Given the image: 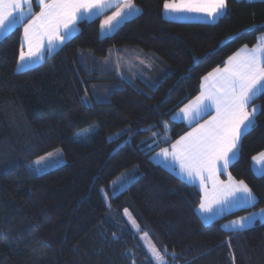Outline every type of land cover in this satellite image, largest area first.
Wrapping results in <instances>:
<instances>
[{
    "label": "trees",
    "instance_id": "obj_1",
    "mask_svg": "<svg viewBox=\"0 0 264 264\" xmlns=\"http://www.w3.org/2000/svg\"><path fill=\"white\" fill-rule=\"evenodd\" d=\"M133 2L140 12L108 35L100 24L112 9L78 21L70 39L22 70L21 25L0 38V264H155L141 233L162 264H264V221L222 227L264 208V175L251 170L264 150V95L250 103L260 106L255 126L228 167L255 195L251 206L203 222L199 190L150 159L188 129L170 116L201 78L264 33V0H226L213 22L167 19L164 0ZM57 148L62 164L30 168ZM123 172L135 179L107 206L99 190Z\"/></svg>",
    "mask_w": 264,
    "mask_h": 264
},
{
    "label": "snow or ice",
    "instance_id": "obj_2",
    "mask_svg": "<svg viewBox=\"0 0 264 264\" xmlns=\"http://www.w3.org/2000/svg\"><path fill=\"white\" fill-rule=\"evenodd\" d=\"M113 4L118 10L107 17L102 27H110L118 18L140 12L133 0H39L40 11L24 25L27 51L22 45L17 70L28 67V63L40 54L45 41L51 50L76 33L78 21L89 19L94 10ZM163 7L166 11L203 13L215 18L223 14L226 0H164ZM30 10L31 0H0V29L7 30L20 23ZM259 95H264V37L252 48L245 45L228 57L223 68L217 67L203 77L200 95L181 111L191 114L190 122L213 109L215 114L186 132L170 145V149H161L160 154L171 157L182 174L192 180L199 179L203 191L199 207L203 212H211L213 205L218 203L255 200L244 181H235L230 173L228 180L222 181L218 173L227 171L238 156L241 136L255 126L254 117L260 106L249 110V105ZM260 157L264 158V153H260ZM260 175H264V170ZM246 220L254 222L252 216L233 221L239 226L234 231L242 229ZM152 254L163 260L155 248Z\"/></svg>",
    "mask_w": 264,
    "mask_h": 264
},
{
    "label": "crops",
    "instance_id": "obj_3",
    "mask_svg": "<svg viewBox=\"0 0 264 264\" xmlns=\"http://www.w3.org/2000/svg\"><path fill=\"white\" fill-rule=\"evenodd\" d=\"M248 1H253V0H248ZM27 4L24 5V8L27 9ZM112 9V11H110V13L108 15H106L102 21H101V24H100V31L102 32V30H106V31H103V34H108L110 33L111 31H113L117 26L118 24L124 19L126 18L127 16L123 17V18H118L117 21H114L113 24L109 27V26H104L102 27L103 25V22L107 19V17L111 16L113 14V12L117 11L118 10V7L113 4V6L111 7H106L102 10H94L93 13L91 14V17H95L97 15H100L102 13H105L106 11ZM40 11V6H39V0H31V10L30 12H26L25 13V16L24 18L22 19V21L20 23H17L16 25H14L12 28L18 26V25H21V37H20V44L21 46L23 45L24 47V50L27 51V44L24 40V25L27 24L32 18L33 16H35V14H37L38 12ZM224 12V10H223ZM162 14L165 18L167 19H170V20H184V21H201V22H211V21H214L216 20L220 15L216 16L215 18L213 17H210V16H207L206 14H203V13H194V12H172V11H166L163 7L162 9ZM14 15H18V13H14ZM89 18V19H90ZM12 28L10 29H0V38L2 36H4L6 33H8ZM77 28V26H76ZM102 34V33H101ZM261 37H264V33H261L257 36V40L255 42L254 45L252 46H248L249 48H252L254 47L255 45H257L260 41V38ZM63 43V42H62ZM62 43H57L51 50H49L48 48V45H47V41L44 42V47L43 49L41 50L40 54L36 57L33 58L32 61H30L28 63V67H31L33 64L35 63H38L40 62L45 55L53 52L54 50H56L57 48H59L61 46ZM244 47V46H243ZM242 48V47H241ZM241 48H239L238 50H236L234 53H236L237 51H239ZM233 53V54H234ZM231 54V55H233ZM230 55V56H231ZM228 59V58H227ZM226 59V61H227ZM19 61V56H18V60H17V63ZM225 61V62H226ZM224 62V64H225ZM224 64L222 66H219V68H223L224 67ZM27 67V68H28ZM217 68V67H216ZM23 69V68H22ZM215 69V68H214ZM213 70V69H212ZM212 70H210L209 72H211ZM208 72V73H209ZM208 73H206L203 77H205ZM203 77L201 78V82H200V90L198 92L197 95H195L193 98H191L190 100H188L186 103H184L181 107H179L177 110H175L171 116H170V119L175 121V122H179V123H182L184 124L185 126L188 127V129L182 133L179 137H177L176 139H174L173 141H171L170 143L166 144V145H163L162 147H160L159 149H157L156 151H154L151 156H150V159L152 162L156 163V164H159L161 165L162 167L166 168L167 170H169L170 172H172L173 174H175L176 176H178L181 180H183L184 182L188 183V184H191V185H194L200 192L201 194V197L203 195V191L202 189L200 188V184H199V179H196V180H192L190 178H188L186 175L182 174L179 170V165L176 164L172 159L171 157H167L165 158L163 155H161V149L162 148H169L170 149V145L172 143H174L176 140H178L181 136H183L186 132H189L192 130V128L196 127L198 124H203L204 121L210 119L211 116H213L215 114V111L214 109L211 110V111H208L206 113H203L200 118L196 119V120H193L190 122V116L191 114L188 113H184L181 111V109H183L185 107V105L189 104L190 101H193L197 96L200 95V91H201V84L203 82ZM257 104L255 105H249V110H251V108L253 106H256ZM241 139V138H240ZM240 143V141H239ZM239 143H238V148H239ZM260 153H264V150L260 151L259 153L255 154L253 157H256V159H253L252 157V160H251V170L253 171V173L255 175H260V172L261 170H264V158L260 157ZM235 160V159H234ZM233 160V161H234ZM221 174H224L225 177L222 178L221 177ZM228 169L227 171H221L220 173H218V178L222 181H227L229 176H228ZM235 181H239V180H236L234 179ZM208 187L210 188L211 187V183L209 182L208 184ZM249 188V187H248ZM252 192V191H251ZM253 194V192H252ZM254 195V194H253ZM255 196V195H254ZM201 200V199H200ZM255 200H256V197H255ZM254 201H251V202H241V203H238V204H234V203H224V204H215L213 205V209L211 212H203L201 211L199 205L197 206L196 208V213L198 215V217L203 221V222H210L216 218H219L221 217L222 215L226 214V213H229L231 211H234V210H237V209H240V208H245V207H249L251 206L254 202ZM200 204V203H199ZM249 216H252L253 217V221L255 222V220H258V221H261L263 222L264 221V208H260V209H257L255 211H251L245 215H242V216H239V217H236L234 219H231L229 221H225L222 223V227L226 230H234L235 228L239 227L238 225H234L232 222L233 221H238L240 220V218L242 217H249ZM208 218V219H206ZM254 222H248L247 220L245 221V226L242 228H246V227H249L251 225H253Z\"/></svg>",
    "mask_w": 264,
    "mask_h": 264
},
{
    "label": "rangeland",
    "instance_id": "obj_4",
    "mask_svg": "<svg viewBox=\"0 0 264 264\" xmlns=\"http://www.w3.org/2000/svg\"><path fill=\"white\" fill-rule=\"evenodd\" d=\"M127 17H131V16L129 15ZM179 21H184V20H179ZM211 22H213V21H211ZM103 31H106V30H102V32H101L102 34L101 35H108L107 33L103 34ZM38 63H35L33 65H37ZM23 69H25V68H23ZM20 70H22V69H20ZM95 130H96V126L92 125V126L88 127L87 129L79 131L75 135V137H76L77 140L86 141L88 139L89 135L92 134ZM164 138L166 139L167 136L160 137L159 141L163 142L165 140ZM63 161H64V158L62 156V151H61L60 148H57V149L51 151L50 153H48L47 155L35 160L30 165V168H32L37 173H43V172H45V171H47L49 169H52V168L62 164ZM134 179L135 178L132 175H129L128 173L123 172V173L119 174L115 179H113L109 183L107 188L106 187H101L99 191H100V194H101V196L103 198L104 203L107 206H109L110 205V199H109L110 196H113V195L117 194L118 192H120L127 185H129ZM123 217L125 218L127 223L134 230L138 229L137 224L135 223V221L133 220V218L131 217V215L128 212L126 214L125 211H124L123 212ZM139 235H140L139 237H140L142 243L144 244V246L147 249L148 253L150 254L151 258L154 260L155 264H162L163 260L162 261L158 260L156 258V256H154L152 254V249L155 248V247L152 244L151 240L149 239L148 235H146L145 233H141Z\"/></svg>",
    "mask_w": 264,
    "mask_h": 264
}]
</instances>
